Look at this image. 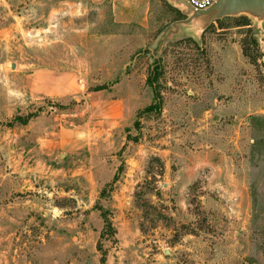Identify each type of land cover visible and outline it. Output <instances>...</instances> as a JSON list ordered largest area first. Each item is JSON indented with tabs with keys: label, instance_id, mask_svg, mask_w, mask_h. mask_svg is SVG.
I'll return each mask as SVG.
<instances>
[{
	"label": "rangeland",
	"instance_id": "obj_1",
	"mask_svg": "<svg viewBox=\"0 0 264 264\" xmlns=\"http://www.w3.org/2000/svg\"><path fill=\"white\" fill-rule=\"evenodd\" d=\"M128 1L0 0V264H264V13Z\"/></svg>",
	"mask_w": 264,
	"mask_h": 264
},
{
	"label": "crops",
	"instance_id": "obj_2",
	"mask_svg": "<svg viewBox=\"0 0 264 264\" xmlns=\"http://www.w3.org/2000/svg\"><path fill=\"white\" fill-rule=\"evenodd\" d=\"M153 0H129L125 5L126 9L124 10V18L122 14H116L115 18V24H114V39H113V56L111 60L116 63V65L119 63L120 59V52L117 49V45L119 42H124L123 46V52L122 55L126 56L127 54H133L135 52L136 45H138L141 40V31H144V28L147 25L148 21V8L147 5H151ZM168 2L172 1L175 3L176 6H179L182 8L178 9L183 17V20H177L173 24L181 21H186L187 19H190L193 16V13L189 11L188 7H186L183 3H181L178 0H167ZM150 18V17H149ZM202 18H206V21L204 25L202 26ZM172 24V30H170V33H172L175 36H181L186 35V31H190L191 36H198V32L203 31L209 24L207 21V17L199 16L194 17L187 23H180L183 24V28L180 29L178 27L175 29ZM142 26V27H141ZM143 28V30L141 28ZM188 35V36H189ZM144 41V39H143ZM125 61V66L128 65ZM131 77V76H128Z\"/></svg>",
	"mask_w": 264,
	"mask_h": 264
},
{
	"label": "water",
	"instance_id": "obj_3",
	"mask_svg": "<svg viewBox=\"0 0 264 264\" xmlns=\"http://www.w3.org/2000/svg\"><path fill=\"white\" fill-rule=\"evenodd\" d=\"M188 7L193 16L186 21H181L173 24L175 29L178 28L180 23H187L194 17L204 16L207 17L209 24L222 16L232 15L239 12H249L253 15H262L264 13V0H216L212 7L205 11H195L183 0H178ZM15 68V67H14ZM64 156V155H63Z\"/></svg>",
	"mask_w": 264,
	"mask_h": 264
},
{
	"label": "built area",
	"instance_id": "obj_4",
	"mask_svg": "<svg viewBox=\"0 0 264 264\" xmlns=\"http://www.w3.org/2000/svg\"><path fill=\"white\" fill-rule=\"evenodd\" d=\"M195 11H205L213 6L216 0H183Z\"/></svg>",
	"mask_w": 264,
	"mask_h": 264
},
{
	"label": "trees",
	"instance_id": "obj_5",
	"mask_svg": "<svg viewBox=\"0 0 264 264\" xmlns=\"http://www.w3.org/2000/svg\"><path fill=\"white\" fill-rule=\"evenodd\" d=\"M148 83H150V86H152V82H151V79L150 80H148ZM155 93V92H154ZM159 97H158V95H157V93H156V97L154 96V104H156L155 106H157V107H159L160 106V103H156L158 100ZM159 105V106H158ZM153 106L154 105H150V106H148L147 107V109L146 110H151V108H153Z\"/></svg>",
	"mask_w": 264,
	"mask_h": 264
}]
</instances>
